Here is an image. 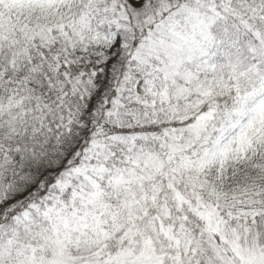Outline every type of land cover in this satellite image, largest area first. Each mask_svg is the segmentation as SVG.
<instances>
[{
  "label": "snow or ice",
  "instance_id": "obj_1",
  "mask_svg": "<svg viewBox=\"0 0 264 264\" xmlns=\"http://www.w3.org/2000/svg\"><path fill=\"white\" fill-rule=\"evenodd\" d=\"M0 264H264V0H0Z\"/></svg>",
  "mask_w": 264,
  "mask_h": 264
}]
</instances>
